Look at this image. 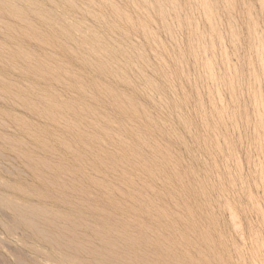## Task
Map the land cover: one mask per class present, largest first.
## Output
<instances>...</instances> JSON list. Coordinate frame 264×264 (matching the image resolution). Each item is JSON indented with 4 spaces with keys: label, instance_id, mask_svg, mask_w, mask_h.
Listing matches in <instances>:
<instances>
[{
    "label": "rangeland",
    "instance_id": "1",
    "mask_svg": "<svg viewBox=\"0 0 264 264\" xmlns=\"http://www.w3.org/2000/svg\"><path fill=\"white\" fill-rule=\"evenodd\" d=\"M0 264H264V0H0Z\"/></svg>",
    "mask_w": 264,
    "mask_h": 264
}]
</instances>
